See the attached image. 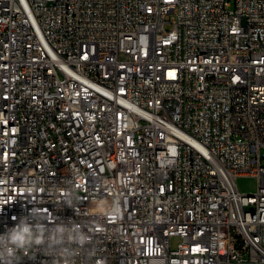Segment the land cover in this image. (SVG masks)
I'll return each instance as SVG.
<instances>
[{
	"label": "built area",
	"instance_id": "1",
	"mask_svg": "<svg viewBox=\"0 0 264 264\" xmlns=\"http://www.w3.org/2000/svg\"><path fill=\"white\" fill-rule=\"evenodd\" d=\"M231 6L0 0V264H264V0Z\"/></svg>",
	"mask_w": 264,
	"mask_h": 264
},
{
	"label": "rangeland",
	"instance_id": "2",
	"mask_svg": "<svg viewBox=\"0 0 264 264\" xmlns=\"http://www.w3.org/2000/svg\"><path fill=\"white\" fill-rule=\"evenodd\" d=\"M231 2H232L231 8H233L234 0H231ZM237 183L241 190L254 191L257 186V179L254 177H241L238 179ZM179 241H180L179 237H175L174 239H172V246L176 247Z\"/></svg>",
	"mask_w": 264,
	"mask_h": 264
},
{
	"label": "clouds",
	"instance_id": "3",
	"mask_svg": "<svg viewBox=\"0 0 264 264\" xmlns=\"http://www.w3.org/2000/svg\"><path fill=\"white\" fill-rule=\"evenodd\" d=\"M29 230L27 228H24L20 231H18L15 235H14V239L13 242L16 244H22L24 241V238L28 235Z\"/></svg>",
	"mask_w": 264,
	"mask_h": 264
},
{
	"label": "bare ground",
	"instance_id": "4",
	"mask_svg": "<svg viewBox=\"0 0 264 264\" xmlns=\"http://www.w3.org/2000/svg\"><path fill=\"white\" fill-rule=\"evenodd\" d=\"M260 207V196H253L252 201H248V208Z\"/></svg>",
	"mask_w": 264,
	"mask_h": 264
}]
</instances>
